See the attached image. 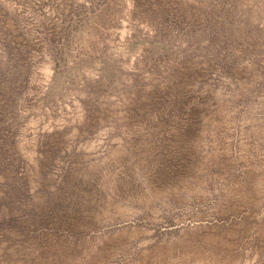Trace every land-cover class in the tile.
<instances>
[{
    "label": "rangeland",
    "instance_id": "obj_1",
    "mask_svg": "<svg viewBox=\"0 0 264 264\" xmlns=\"http://www.w3.org/2000/svg\"><path fill=\"white\" fill-rule=\"evenodd\" d=\"M0 264H264V0H0Z\"/></svg>",
    "mask_w": 264,
    "mask_h": 264
}]
</instances>
